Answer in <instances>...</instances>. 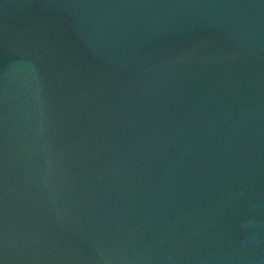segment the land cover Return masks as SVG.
<instances>
[{"label":"water","instance_id":"water-1","mask_svg":"<svg viewBox=\"0 0 264 264\" xmlns=\"http://www.w3.org/2000/svg\"><path fill=\"white\" fill-rule=\"evenodd\" d=\"M0 264H264V0H0Z\"/></svg>","mask_w":264,"mask_h":264}]
</instances>
